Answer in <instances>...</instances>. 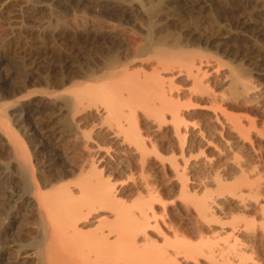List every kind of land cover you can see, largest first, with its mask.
Returning a JSON list of instances; mask_svg holds the SVG:
<instances>
[{"label":"bare ground","instance_id":"obj_1","mask_svg":"<svg viewBox=\"0 0 264 264\" xmlns=\"http://www.w3.org/2000/svg\"><path fill=\"white\" fill-rule=\"evenodd\" d=\"M56 1L92 16L57 81L0 54V229L37 212L42 264H264V0Z\"/></svg>","mask_w":264,"mask_h":264},{"label":"rangeland","instance_id":"obj_2","mask_svg":"<svg viewBox=\"0 0 264 264\" xmlns=\"http://www.w3.org/2000/svg\"><path fill=\"white\" fill-rule=\"evenodd\" d=\"M44 2L47 6H44L43 2H41V4H40L36 0H35V2H34V0H0V54L5 53L6 42H8L11 44V47H13L17 44L24 46V47L26 46L27 48L35 47L38 51H40V55H41V56L38 55L35 60H30V61H28L27 58L25 59V57L22 58V55H20V56L19 55H11V57H9L11 59V60L9 59L10 62L7 63L2 68V74L3 75L8 74L10 76V80L8 83L9 85L12 82H14V83L17 82V79L20 77V75L23 74V71H24L23 67L26 64H29L30 66H32V67H30L28 65L30 68L29 67L27 68L26 67L27 65L24 67V69L27 70V71L25 70L27 73L32 74L34 72L33 76H35L37 78H40V77H41V79L50 78L52 81H54L58 77L57 76L58 74L60 76V72L63 73V67H64L63 65H64L65 61H64V59H61V58H65L67 53L70 54L74 50V49H72V46H73V48H75V47L79 48L82 45H84L83 43H80L82 41H77V39L74 38V36L76 34V26H75L76 21L75 20L80 13L79 12L80 9L77 5V1H69V4H67L68 2H66V3L64 2L66 5L65 4L64 5L58 4L56 0L55 1L54 0H48V1L44 0ZM73 4H74V6H73ZM39 5L40 6L42 5L44 7H42V6L39 7ZM75 5H77V6H75ZM65 6H68V7H65ZM48 7H49V9H48ZM42 8L45 10H43ZM39 11H42V12H39ZM74 14H76V15H74ZM80 14L82 16L84 15V17H87L88 18L87 20H89L90 17H91L90 21L92 20V16H90V14H88V12L87 13L85 12L83 14L80 13ZM99 15L100 14L97 13V15L95 14L93 16L94 17L97 16V18H99V19L103 18L102 20H104L105 17H103L102 15L101 16H99ZM51 16H53V17L50 18ZM56 16H57V18H56ZM250 16L251 15L249 14V17ZM54 19H57V21L58 20L60 21V22L58 21V23H56V24L61 23L59 25V28H57L58 25L55 26L56 21ZM64 22H65V24H64ZM52 23H53V25H52ZM48 26L51 28L49 29ZM56 29H57V31H56ZM72 34H74V36H72ZM58 36L60 39L58 38ZM71 38H74V40H72ZM262 38H264V37H262ZM4 40L6 42H4ZM259 41H258L259 44H262V42L264 44V39H262V41L261 40H259ZM65 42H67V43H65ZM57 43H59V44H57ZM263 44H262V46H263ZM77 45H79V46H77ZM39 47H41L42 50ZM110 47H112V46H109V47L104 46L100 50L101 51L106 50V48L109 49ZM81 48H84V46H82ZM111 49H113V48H111ZM59 52H62V53H59ZM43 54H44V56H43ZM59 59H61L62 61H60ZM57 61H60V62H57ZM89 61L92 63L91 59ZM89 61L87 62V60H86V62L83 64V66H85L86 64L89 65V63H90ZM17 70H20V71H17ZM263 73H264V71H263ZM38 74H39V77H38ZM55 81H57V80H55ZM261 81L262 80H257L256 82L264 87V83H263V81L262 82ZM16 115H19V113H17ZM48 116H49V114H48ZM48 116L45 117V120L47 122L49 121ZM50 126L57 128L58 124L57 125L55 124V126H54L53 123L52 124L50 123ZM66 144H68V142H65L64 144L62 143V146H61L62 151L65 150V152L68 153V155H70V157H72L71 156V154H72L73 155L72 159L74 158V160L76 162H79L81 159L80 150H79V152L77 151V153L74 152V154H76V155H74L73 152L71 153V149L68 148L69 146H67ZM34 148L37 149L38 147L34 146ZM75 156H80V157H75ZM8 158H9V155L7 153H4L3 155L0 156V159H1L0 161L3 163H5V162L7 163ZM0 202H1L0 203V214H3V213L7 214L6 207L4 206L5 201L4 202L0 201ZM1 204H2V206H1ZM12 214H13V212H12ZM31 215L34 216L32 219H30L29 221H27L25 223H20V224L19 223L16 224V219H12L9 222H8V220H5V222H4L5 226L8 223L14 224L13 228L11 229V231H9V233H7L6 228L0 229V247H3L4 252L6 251L7 253H9L7 255V259L9 260L10 263L17 262L20 264H42V260L40 259V257H41L40 251H41L44 243L42 241L41 228L38 226L39 218L37 216V212H34L33 214H28V216H31ZM178 215H177V213L174 214V216L179 219L180 215H179V217H178ZM18 252H20V254H19L18 258H16L15 255H17ZM8 256H11L10 259ZM6 264H8V261L6 262Z\"/></svg>","mask_w":264,"mask_h":264}]
</instances>
